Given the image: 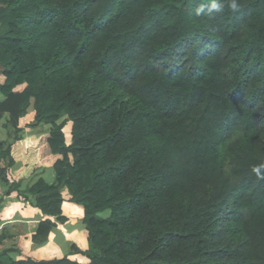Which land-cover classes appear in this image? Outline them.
Returning <instances> with one entry per match:
<instances>
[{
	"label": "trees",
	"instance_id": "1",
	"mask_svg": "<svg viewBox=\"0 0 264 264\" xmlns=\"http://www.w3.org/2000/svg\"><path fill=\"white\" fill-rule=\"evenodd\" d=\"M232 3L0 0L8 167L53 125L54 182L16 188L46 217L34 241L67 222L65 189L89 264H264V0Z\"/></svg>",
	"mask_w": 264,
	"mask_h": 264
},
{
	"label": "rangeland",
	"instance_id": "2",
	"mask_svg": "<svg viewBox=\"0 0 264 264\" xmlns=\"http://www.w3.org/2000/svg\"><path fill=\"white\" fill-rule=\"evenodd\" d=\"M63 119H60L57 123H60ZM4 124V123H3ZM53 129V125L50 123H40L34 125L25 130L21 134L20 143L18 151L20 159L19 165H15L12 172L8 173V163L10 162V154L7 151L9 145L14 142L15 134L13 130L7 135V137L0 143L2 148L0 149V158L5 163L6 172L4 176L6 178L0 182V194H5L8 190H11L12 196L5 197L4 207L10 205L12 201H20L23 203L24 207H30V203L26 202L23 197H20L17 192V187L21 191L26 192L31 186L36 184L39 180L43 179L46 182L52 183L55 179V171L53 169V162L43 161L39 158L38 151L40 147L45 143L49 133ZM62 195L65 202L69 204H74L69 201L70 195L67 190L62 191ZM64 205V203H63ZM76 205V204H74ZM32 206V205H31ZM77 206V205H76ZM34 207V206H33ZM63 207V206H62ZM79 207V206H78ZM70 209V207H69ZM67 209V211L69 210ZM81 213L72 211L67 216L65 209L63 208V214L67 218V222L60 228L53 230L56 234L55 240L50 245L49 237L45 243L40 244L33 239L36 232L37 226L30 225L27 218H19V221L13 222L9 220V217L5 219V222L9 221L4 228H2V213L0 211V260L2 262H8V258L15 260H20L22 257L29 258L33 257L36 259H43V257H48L49 259H59L65 256H69L70 260L78 262L80 264H89L90 260L86 255L77 253L74 251V245L78 249L84 250L82 243L87 241V231L83 223V209ZM39 210V209H38ZM104 213L103 215H107ZM11 221V222H10ZM51 234V233H50ZM50 236V235H49ZM81 244V245H80ZM47 248V249H46ZM89 249V243L86 245V249ZM45 250V251H44ZM83 257H82V256Z\"/></svg>",
	"mask_w": 264,
	"mask_h": 264
},
{
	"label": "crops",
	"instance_id": "3",
	"mask_svg": "<svg viewBox=\"0 0 264 264\" xmlns=\"http://www.w3.org/2000/svg\"><path fill=\"white\" fill-rule=\"evenodd\" d=\"M5 82V77L3 75H0V85L3 84ZM5 96L0 92V102H2L4 100ZM7 116L0 122V143L7 137V135L9 133H11V130L12 128L7 124ZM4 123V124H3ZM28 129V128H27ZM25 132V131H24ZM20 141L15 145L14 149H13V152H12V155L15 159V165H19V162H20V159H18L19 157V153L18 151L15 153V150L18 149V145H19ZM11 157V156H10ZM11 166L10 168H8V173L9 172H12L11 169L14 168V166ZM5 167V163L3 162V160L0 158V168H4ZM6 178V176H4L3 178H0V182L2 180H4ZM54 182V181H53ZM6 194V192H4ZM5 194H0V199L1 198H4L6 197ZM9 196H12V195H8L7 197ZM4 199H3V203L1 205V208H0V211L3 210V213H2V219H3V224H2V228L5 227V225H7V223H9V221L5 222V219L7 217H9V215L7 214H11V218L9 220L12 221L13 219V222L16 223V221H19V218H25V217H28L30 216V218H27L26 220H28L29 224L30 225H33V226H37L39 224V222L46 218L43 216L42 212L40 210H38L37 208L33 207L30 205V207H24L23 206V203H21L20 201H12L10 203V205L6 206L3 208V204H4ZM67 201V200H65ZM64 201V205H63V208L65 209L66 211V215L68 216L70 212L72 211H76L77 213H81V209L80 207L74 205V204H69L67 202ZM70 207V209H69ZM67 209H69L67 211ZM64 214V215H65ZM83 215H84V212H83ZM7 220V219H6ZM10 221V222H11ZM64 224H59L58 225V228L62 227ZM1 235V234H0ZM56 238V234L55 232H51L50 236H49V244L46 245L49 246L50 245V248L51 246H53V244H51L53 242V240H55ZM87 239V238H86ZM88 243V240L85 241L84 243H82V247L84 250L86 249V245ZM81 245V244H80ZM48 248V247H47ZM46 248V249H47ZM45 251V250H44ZM82 256V255H81ZM83 257V256H82ZM22 259H25L24 257H22ZM43 259H49L48 257H43Z\"/></svg>",
	"mask_w": 264,
	"mask_h": 264
},
{
	"label": "clouds",
	"instance_id": "4",
	"mask_svg": "<svg viewBox=\"0 0 264 264\" xmlns=\"http://www.w3.org/2000/svg\"><path fill=\"white\" fill-rule=\"evenodd\" d=\"M231 7L233 10H236L238 8V5L235 3V0H233V3L231 4ZM253 171L257 174L260 175V167H255L253 168Z\"/></svg>",
	"mask_w": 264,
	"mask_h": 264
}]
</instances>
